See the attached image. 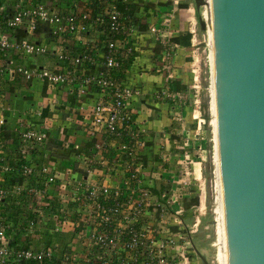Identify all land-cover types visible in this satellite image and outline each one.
I'll list each match as a JSON object with an SVG mask.
<instances>
[{"label": "built area", "instance_id": "obj_1", "mask_svg": "<svg viewBox=\"0 0 264 264\" xmlns=\"http://www.w3.org/2000/svg\"><path fill=\"white\" fill-rule=\"evenodd\" d=\"M56 1L0 0V264H46L56 258L59 264H204L191 237L199 218L193 227L185 222L192 174L188 152L177 159L181 174L166 171L169 188L155 189L146 168L141 151L146 130L137 118L144 88L122 75L138 37L121 7L126 1L63 0L71 12L60 11ZM165 1L158 21L148 29L161 43L172 39L174 14L184 0ZM68 41L81 51H68ZM159 56V68L170 70L171 46L165 45ZM39 80L54 91L76 85L81 95L95 90L97 100L80 108L87 111L92 135H106L113 144L95 143L99 156L74 153V165L61 168L48 148L50 127L38 104L20 115L18 132L11 137L19 141L20 151L8 155L2 98L16 82L30 86ZM177 93L162 88L147 101ZM204 122L199 120L198 128ZM35 160L42 163L35 165ZM109 174L119 180L96 179ZM23 231L30 243H16L15 235ZM67 233L71 239L59 255L62 243L47 237Z\"/></svg>", "mask_w": 264, "mask_h": 264}, {"label": "water", "instance_id": "obj_2", "mask_svg": "<svg viewBox=\"0 0 264 264\" xmlns=\"http://www.w3.org/2000/svg\"><path fill=\"white\" fill-rule=\"evenodd\" d=\"M211 8L225 264H264V0Z\"/></svg>", "mask_w": 264, "mask_h": 264}, {"label": "crops", "instance_id": "obj_3", "mask_svg": "<svg viewBox=\"0 0 264 264\" xmlns=\"http://www.w3.org/2000/svg\"><path fill=\"white\" fill-rule=\"evenodd\" d=\"M125 1V12L135 24L138 37L136 42V56L132 59L125 72V69H123V75L126 76V80L129 83L133 85L140 84L144 88L145 93L140 99L143 106L139 110V116H137L138 124L146 130L144 134L145 145L141 148V151L146 160V168H148L147 170L154 180L153 184L155 185V189L158 188V183H160V189H162L166 178L165 174H167L166 171L173 170L170 168V165L175 164L176 160L182 154L181 152L177 156H172L168 153L166 156L169 155V159L166 160L164 155L166 162H163L161 160L163 156L159 150L161 147L159 146V143H161L159 132L167 130L168 132L165 133V136H169L171 134L170 132H173L177 128L179 111L174 110V105L170 104V101H158L156 106L149 104L147 101L161 86L164 87L167 85V87L173 90L172 79L169 76L165 77L166 72L159 68L160 53L158 54V52L160 45L152 38L148 30L151 24L158 21L159 11L166 5V1ZM56 3L60 11L71 12L72 8L63 2V0H57ZM184 29H175L173 36H176L178 31ZM147 39L153 40L148 43ZM169 41L171 43L173 42L172 39ZM66 46L72 54H78L81 51L80 46L77 47L75 43L73 44L68 41L66 42ZM189 47L176 45L174 48H176V53H178L179 50H186ZM38 60L42 63L43 58H39ZM97 68L99 67L96 66L94 69L95 72H98L99 69ZM77 80H80V78ZM15 85L17 86H8V91L2 98L5 105L7 104V108L4 111L8 116V155L10 153L13 155V153L20 151L19 141L16 138L15 140L11 138L18 132L21 122L20 115H28L31 112V108L38 104L42 106V113L47 118L50 127L51 135L48 148L60 159L59 166L61 168L74 165L73 158H70L74 153L82 152L99 156L96 148H94L95 143L107 140L108 143L113 144V140L106 135L100 133L92 135L90 118L87 116V111L80 108L82 104L88 105L97 100L98 95L92 88L86 89L85 94L81 95L79 85H76L77 87L71 86L65 90L55 91L47 88L46 84L40 80L35 81L30 86L24 84L26 87L22 86L23 82L20 81L16 82ZM149 105L152 106L150 107ZM170 142L168 141L165 145L171 146ZM75 146H78V148H75ZM25 148L27 149V147ZM109 149L114 148L109 146ZM106 150L107 148L104 151L105 154H107ZM22 157H24V154ZM37 163L40 164L42 161L35 160L34 164L38 165ZM167 163H169L168 167ZM75 167H78L77 164H75ZM101 178L108 179L111 183L119 180V176L115 174L96 177V179L102 181ZM62 237L67 238L65 241H69L71 239V233L64 234ZM15 240L19 244H27L31 241L30 237L26 236L24 231L16 234Z\"/></svg>", "mask_w": 264, "mask_h": 264}, {"label": "rangeland", "instance_id": "obj_4", "mask_svg": "<svg viewBox=\"0 0 264 264\" xmlns=\"http://www.w3.org/2000/svg\"><path fill=\"white\" fill-rule=\"evenodd\" d=\"M184 2L188 3V7L182 6ZM183 3L175 11L172 30L185 28L184 30L190 32L189 28L194 23L195 32L191 33L192 45L188 49H181L176 53V48H173L169 39H166V43H161L162 41L152 37L160 45V50L165 45H169L173 51L171 68L165 70V77L171 75L170 79H179L183 83L182 89L177 90L176 96L169 95L163 99L164 102L170 101V104L174 105V110L179 111V123L169 136H165L167 130L159 132V139H161L159 150L162 153L161 160L163 162L165 161L164 155L169 157V155L166 156L168 153L177 156L181 152H188L191 160L189 170L192 174L191 183L187 187L189 196L184 201L187 206L185 222L188 228L189 226L193 227L199 218L198 230L191 236L196 252L200 256L203 255L209 264H223L215 138L212 124L211 49L207 4L197 6L195 0H184ZM191 21L193 22L191 23ZM153 39H147L148 43ZM160 50L158 54L161 52ZM157 58L159 57L157 56ZM165 82L167 81L165 80ZM162 88H166L170 94L174 92L167 85L159 87L158 90ZM153 100L151 99L150 102L155 103L153 105L156 106L158 101L153 102ZM158 100L161 101V99ZM201 119L205 122L202 123L201 128H198V121ZM183 127L186 128L184 133H182ZM168 141H171V146L165 145ZM185 142L187 145H184ZM168 166L169 163H167ZM170 168L176 170L177 174H181L183 165L181 162L177 164L176 160L175 164L170 165ZM159 184L157 190L160 188ZM164 187L169 188L170 184L164 183ZM53 240L63 244L67 238H63L61 235L47 237V241L52 242ZM63 246L65 245L63 244Z\"/></svg>", "mask_w": 264, "mask_h": 264}, {"label": "bare ground", "instance_id": "obj_5", "mask_svg": "<svg viewBox=\"0 0 264 264\" xmlns=\"http://www.w3.org/2000/svg\"><path fill=\"white\" fill-rule=\"evenodd\" d=\"M207 15H208V33L210 41V64H211V92H212V124L214 127V138H215V162H216V175H217V186H218V199H219V219L221 225V246H222V260L225 264V235H224V220H223V210L221 202V176H220V164H219V150H218V117L216 108V96H215V68H214V53H213V36H212V8L211 0H205Z\"/></svg>", "mask_w": 264, "mask_h": 264}, {"label": "trees", "instance_id": "obj_6", "mask_svg": "<svg viewBox=\"0 0 264 264\" xmlns=\"http://www.w3.org/2000/svg\"><path fill=\"white\" fill-rule=\"evenodd\" d=\"M182 6L183 7H188V3L184 2L182 4ZM121 7L125 9V6L122 5ZM172 41L175 42L177 45L189 47L192 44V34H191V32L186 31V30L178 31L176 36L172 37ZM135 56H136V51L134 52V54L131 56V58L128 61L124 62L123 67L124 68H128V66L130 65V62L132 61V59ZM122 75H123V73H122ZM172 85H173V87H172L173 90L177 91V90H181L182 89L183 83L179 79H172ZM14 181H15V179H9L8 180L9 183H13ZM63 244L66 246V241ZM63 244H62L61 251L58 253L59 255L61 254L62 250L65 249V246H63ZM58 261H59V259L56 258L52 262H47L46 264H59Z\"/></svg>", "mask_w": 264, "mask_h": 264}]
</instances>
